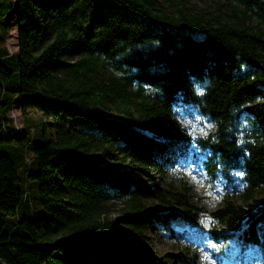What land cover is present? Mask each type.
I'll return each instance as SVG.
<instances>
[{"label": "trees", "instance_id": "obj_1", "mask_svg": "<svg viewBox=\"0 0 264 264\" xmlns=\"http://www.w3.org/2000/svg\"><path fill=\"white\" fill-rule=\"evenodd\" d=\"M95 1L0 0V142L22 148L18 162L0 151V264H189L185 250L153 254L147 230L174 233L204 210L184 182L161 180L193 141L213 179L243 187L244 203L208 211L210 238L264 264V0H236L226 19L183 0ZM15 101L41 114L36 128L15 127ZM177 103L215 129L180 138Z\"/></svg>", "mask_w": 264, "mask_h": 264}, {"label": "rangeland", "instance_id": "obj_2", "mask_svg": "<svg viewBox=\"0 0 264 264\" xmlns=\"http://www.w3.org/2000/svg\"><path fill=\"white\" fill-rule=\"evenodd\" d=\"M102 1L96 0L94 5L102 7ZM183 1L191 12L203 9L206 12H212L214 15H221L223 19L228 17L233 6L238 5L236 0ZM159 2L167 10L170 8L167 1L159 0ZM106 8L108 7H102L105 11ZM116 10L130 17H140V13L128 10L122 4H117ZM144 18L150 19L151 17L144 15ZM152 20L155 23L158 21L157 19ZM4 39L8 50L13 53L16 52L18 49L16 28L11 17L7 23V33ZM101 72L105 76L110 72V68L104 65ZM234 72L238 73V70ZM30 109L26 113H23L17 101H15L8 111L15 127L22 128L23 126L31 125L36 128L41 123V114L33 110V108ZM172 115L184 129V133L180 136L182 139L186 137L196 139L215 129V122L213 120L201 114L193 106L185 103L175 104L172 108ZM195 143L193 141L189 144L187 155L184 158L175 160L174 166L165 171L161 180L165 183H172L176 187L181 182H184L190 188L192 201L202 206L204 210L199 213V219L194 225L172 221L171 228L175 231L174 233L159 225L151 226L147 230L151 252L157 257H161L167 251L185 250L190 255L189 264H258L252 259V255L255 254L253 247H242L234 237L218 241L210 238L207 232L210 227L208 211L222 205L226 200L244 203L243 187L240 182L227 184L224 179H213L203 164V160L206 158L208 152L206 148L199 147ZM0 151L8 153L15 162H18L17 155L22 154V148L19 145L9 142H0ZM29 152L32 156V152ZM20 176L22 180L18 184L24 189L27 182L22 173H20ZM29 191L35 196L36 189L34 186H30ZM109 206L110 216H117L121 213L119 203L112 202ZM15 217L16 215H14ZM7 226L8 224L5 227ZM66 251L68 252V249L64 250V252H56L53 258L58 259Z\"/></svg>", "mask_w": 264, "mask_h": 264}, {"label": "crops", "instance_id": "obj_3", "mask_svg": "<svg viewBox=\"0 0 264 264\" xmlns=\"http://www.w3.org/2000/svg\"><path fill=\"white\" fill-rule=\"evenodd\" d=\"M15 28H16V27H15ZM6 33H7V32H6ZM16 37H17V28H16ZM17 50H18V49H17ZM8 51H9V50H8ZM9 53H10V54H11V53H12V54H15V53H17V51L14 52V53L9 51Z\"/></svg>", "mask_w": 264, "mask_h": 264}]
</instances>
